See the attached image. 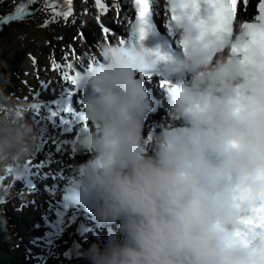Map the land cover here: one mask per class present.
<instances>
[{"label": "clouds", "instance_id": "obj_1", "mask_svg": "<svg viewBox=\"0 0 264 264\" xmlns=\"http://www.w3.org/2000/svg\"><path fill=\"white\" fill-rule=\"evenodd\" d=\"M221 3L171 0L178 79L161 102L169 120L144 135L150 110L135 79L153 63L139 43L99 41L78 81L90 89L75 148L88 159L73 184L100 224L115 225L82 253L85 264H264V229L242 220L264 194V22L227 24ZM129 31L142 38L137 21ZM0 63V230L13 182L24 176L43 130L30 99L10 93Z\"/></svg>", "mask_w": 264, "mask_h": 264}, {"label": "bare ground", "instance_id": "obj_2", "mask_svg": "<svg viewBox=\"0 0 264 264\" xmlns=\"http://www.w3.org/2000/svg\"><path fill=\"white\" fill-rule=\"evenodd\" d=\"M41 2H42L41 8L35 16L30 18L28 21L12 23L10 26L6 27L4 31L0 33V63H2L3 65L6 63L5 61L6 52L9 49H11L15 44L19 42L29 43L32 39H41V37L45 33H47L50 29L58 25L59 18L57 17L56 14L57 11L55 12V9L60 6V1L57 2L56 0H41ZM86 6H87L86 1H84L82 6L81 5L77 6V14L78 13L79 15L83 14L86 11L85 9ZM0 14H2L1 11ZM46 21L47 23H45ZM65 50H69V46H67ZM52 76H54L55 79L58 78L56 75H52ZM53 83L54 81L50 80L49 86H52ZM41 98L45 101V103H48L44 97L41 96ZM32 104L35 111H33V114L30 116V118L33 120L34 123L37 124L38 128H42L43 130L40 148L36 153L35 160L43 159L44 165H46V162L50 160L70 162L67 157L58 156L56 149L45 152V146L47 144L48 138L52 137L54 138V140H57L58 137L60 136L52 126L45 124L44 121L40 120V118L38 117L41 116L42 114L41 111L43 110L41 108V104L38 101L35 102L33 101ZM49 105L50 106L53 105V107H55L54 104L52 103ZM58 147L62 152H64L67 147L71 152H75L77 150L73 144L67 146L61 145ZM43 154L45 155L42 156ZM32 164H35V162H33ZM44 197L46 198V196ZM97 235L100 236L101 240L105 239L107 236L106 234L101 235L100 233H98ZM67 264H85V261L81 256L80 258H75L73 260L68 261Z\"/></svg>", "mask_w": 264, "mask_h": 264}, {"label": "rangeland", "instance_id": "obj_3", "mask_svg": "<svg viewBox=\"0 0 264 264\" xmlns=\"http://www.w3.org/2000/svg\"><path fill=\"white\" fill-rule=\"evenodd\" d=\"M1 9V7H0ZM62 28H53L50 31H48L47 33H45L41 39H32L29 43H25V42H19L17 44H15L11 49H9L6 52V59H7V64H4V66L8 69L9 68V73L10 75L13 73L12 70H14L12 67L10 68L9 66V59H11L13 53L16 52H22L25 55H27L30 61H28V59L25 57H22L21 62L19 64L18 69H20L22 76L26 75L24 73H28L30 79L33 78L31 76L30 70L33 69L34 71L36 70L35 67L38 68H42V72L45 73V69L42 67V62L45 61L48 57H50L51 55L57 53V49L58 46L60 44L61 41H63V37L69 39L72 41V38L75 35H79V32L75 33V29L76 26L73 27H67L64 28V25H61ZM75 33V34H74ZM73 34V35H72ZM60 37V38H59ZM59 42V43H58ZM58 43V44H57ZM49 44H51L52 46H49ZM35 52H40V56L37 59H34V53ZM27 62H26V61ZM31 66H35V67H31ZM21 73L18 75L15 74L14 76L12 75L14 81H15V90L12 94H14L15 96H17L18 98H22V99H30V97L28 96L29 90L31 89H36L37 83L35 82V80H37V77L33 78L34 82L32 81H27L26 83H24V81L21 79ZM14 74V73H13ZM36 75V73H35ZM33 114V112L30 114V116ZM48 143L46 146V150H50L49 147L53 146L52 145V139H48ZM64 253H62L63 255ZM55 257V256H54ZM53 259L51 260L50 264H65L64 259L60 258V259ZM24 258V257H23ZM68 263V261H67ZM66 263V264H67ZM32 264H36L35 262H32Z\"/></svg>", "mask_w": 264, "mask_h": 264}, {"label": "snow or ice", "instance_id": "obj_4", "mask_svg": "<svg viewBox=\"0 0 264 264\" xmlns=\"http://www.w3.org/2000/svg\"><path fill=\"white\" fill-rule=\"evenodd\" d=\"M193 4H197L198 6V0H191ZM208 2L216 3L217 0H208ZM221 3H224V0H220ZM249 2V0H227L225 3V6L220 10L222 18L225 20L227 24H232L234 23V18L240 11L241 5H246ZM97 6L104 10L107 11L106 7L104 4L101 2V0H96ZM137 3L141 6L139 9V16H144L147 11H148V0H137ZM168 4H171V0H168ZM169 11L171 13V18H175V13L174 9L169 7ZM24 15V9L23 8H18L16 10V17L19 18ZM59 15V13H57ZM71 15V11H66L63 13V16L67 18L68 16ZM253 21H261L264 22V0H258L257 2V14L254 17ZM47 23V21L45 22ZM249 22H246L247 24ZM108 29L104 28V32L108 33ZM92 58V57H91ZM91 58H89V64L91 63ZM53 68L54 69H59L60 65L53 63ZM67 70L63 71V79L67 82L70 83H75L78 80V77L80 73L78 71L75 72V75H70L68 70L74 71L73 65L71 63H67L64 66ZM261 204L255 208L252 209L253 215H250L249 217L245 218L242 220V223L248 227L249 231L247 232H241L237 231L235 235L241 239L242 242L247 243L248 240L247 238L251 235L254 234V229L259 227L261 229H264V194L261 196Z\"/></svg>", "mask_w": 264, "mask_h": 264}, {"label": "trees", "instance_id": "obj_5", "mask_svg": "<svg viewBox=\"0 0 264 264\" xmlns=\"http://www.w3.org/2000/svg\"><path fill=\"white\" fill-rule=\"evenodd\" d=\"M12 86V82L10 87ZM10 89V88H9ZM6 207V208H5ZM12 207V206H11ZM13 209V207H12ZM10 206H3V214L7 219V230H0V264H12L9 260V257H13L15 261H19L17 257H14L13 254H9L6 251V247L4 246V242L7 241L10 245L14 243V240L9 237L11 231L16 229L15 226V215L13 214V210ZM10 238V239H9Z\"/></svg>", "mask_w": 264, "mask_h": 264}]
</instances>
